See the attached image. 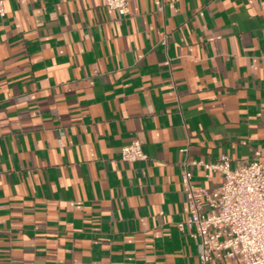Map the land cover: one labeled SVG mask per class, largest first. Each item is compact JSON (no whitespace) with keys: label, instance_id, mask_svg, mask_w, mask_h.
Segmentation results:
<instances>
[{"label":"crops","instance_id":"crops-1","mask_svg":"<svg viewBox=\"0 0 264 264\" xmlns=\"http://www.w3.org/2000/svg\"><path fill=\"white\" fill-rule=\"evenodd\" d=\"M0 2V264H201L183 172L264 162V0Z\"/></svg>","mask_w":264,"mask_h":264},{"label":"built area","instance_id":"built-area-1","mask_svg":"<svg viewBox=\"0 0 264 264\" xmlns=\"http://www.w3.org/2000/svg\"><path fill=\"white\" fill-rule=\"evenodd\" d=\"M105 1L119 14H128L131 0ZM4 13L0 2V14ZM121 158L128 163L146 160L143 142L135 140L123 147ZM231 163L228 155L216 162H192L222 177L223 182L212 192L192 184L193 174L185 164L183 185L191 210L178 227L199 238L201 264H210L216 258L233 259L237 264H264V162L258 158L237 161L234 168Z\"/></svg>","mask_w":264,"mask_h":264}]
</instances>
